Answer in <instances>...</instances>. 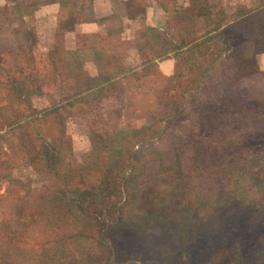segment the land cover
Listing matches in <instances>:
<instances>
[{"label": "rangeland", "instance_id": "1", "mask_svg": "<svg viewBox=\"0 0 264 264\" xmlns=\"http://www.w3.org/2000/svg\"><path fill=\"white\" fill-rule=\"evenodd\" d=\"M15 1L0 264H264V0H131L98 28L63 17L54 50L58 2L21 19Z\"/></svg>", "mask_w": 264, "mask_h": 264}, {"label": "crops", "instance_id": "2", "mask_svg": "<svg viewBox=\"0 0 264 264\" xmlns=\"http://www.w3.org/2000/svg\"><path fill=\"white\" fill-rule=\"evenodd\" d=\"M25 3L33 2L34 0H24ZM55 3L58 2L61 9V4L59 3V0H54ZM70 4H78L83 5V13L85 16L91 18L93 21L90 23L95 24V26L98 28L99 25L104 24L108 21V19L112 16H115L117 18L121 19H128L131 15V7L130 3L131 0H67ZM163 3H158L157 5L162 8L164 11L168 12L169 4L167 0L162 1ZM57 13V12H56ZM54 13V15L56 14ZM61 17V10L59 11L58 16H56V22L55 21H49L50 24V30H51V37L48 38V40L51 39V43L55 41V45L53 44V47H51V50H54L56 48V37L59 33V20ZM154 22V21H153ZM76 28V26H75ZM74 30H69V32H75ZM23 35L26 36V38H30L29 31L23 32ZM53 37V38H52ZM78 36H76L77 39ZM33 38V37H32Z\"/></svg>", "mask_w": 264, "mask_h": 264}, {"label": "trees", "instance_id": "3", "mask_svg": "<svg viewBox=\"0 0 264 264\" xmlns=\"http://www.w3.org/2000/svg\"><path fill=\"white\" fill-rule=\"evenodd\" d=\"M51 1L55 2L54 0H34L33 2L25 3L24 0H16L15 4L13 5L14 6L13 7L14 14L17 17L24 19L26 17V14L29 13V9L36 10V9H38L39 5H43V4L51 2ZM59 3L61 4L60 20L63 24L69 25V27L67 26L68 31L74 30L75 26H73L72 24L75 25L76 23L81 22V21H87V22L93 21L91 18L84 15L83 5L81 6V5H78L76 3L70 4L69 1H67V0H59ZM259 8L264 10V1H263V3L260 4ZM251 13H252L251 11L244 13L245 16L239 17V18H241L240 21H242V20L248 21ZM63 17H66V20H68L69 18H72L71 19V20H73L71 22L72 24L69 21L64 22L65 19ZM29 34L31 35L30 32H29ZM261 34H263V32ZM258 186L260 189L264 190V181L259 182ZM244 195H246V194H244ZM239 203L242 204V202H240V201H239ZM164 216L165 215L162 212L155 211L153 213L148 214L146 217H148V219L150 221H154L155 223H160L161 220L165 219ZM194 217H195V215L193 213H191V214L181 213V216H180L181 221L180 222L183 223V225L185 227H187L188 223H191L193 221ZM142 220H146V218H143ZM252 250H254V249H252ZM254 252H255V254H259V255L263 254V252H262V250H260V248L254 250ZM225 253H227V252H225ZM251 254H253V251Z\"/></svg>", "mask_w": 264, "mask_h": 264}]
</instances>
